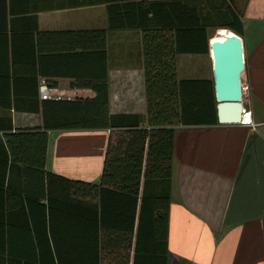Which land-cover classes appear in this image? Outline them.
<instances>
[{"label":"trees","instance_id":"16d2710c","mask_svg":"<svg viewBox=\"0 0 264 264\" xmlns=\"http://www.w3.org/2000/svg\"><path fill=\"white\" fill-rule=\"evenodd\" d=\"M98 4L105 6L106 28L51 31L57 57L104 59L108 31L139 30L145 113H110L104 79L75 86L90 89V97L21 105L40 112L41 129L10 131V117H0V146L8 154L0 156V197L10 187L5 166L26 159L45 179L27 186L26 199L34 204L28 192H40L48 208L17 227L0 215V264H167L174 127L217 124L211 78L178 79L176 57L208 55L209 28L241 35L243 10L235 0H38L20 11ZM79 129L107 131L96 181L44 169L46 132Z\"/></svg>","mask_w":264,"mask_h":264},{"label":"crops","instance_id":"0c3cea01","mask_svg":"<svg viewBox=\"0 0 264 264\" xmlns=\"http://www.w3.org/2000/svg\"><path fill=\"white\" fill-rule=\"evenodd\" d=\"M33 3L38 0H14V12H10L9 0H0V102L9 103L0 106V117H10V131L41 127L40 112L23 108L25 103L39 102L41 81L69 99L93 95L90 89L75 86L106 79L110 113L143 115L140 31H108L104 59L60 60L56 36L50 32L106 28L105 6L53 9L34 15L20 11ZM242 34L240 81L241 89H247L241 90V103L255 126L174 127L167 264H264V27L254 25L248 33L242 29ZM188 55L192 54L176 57L177 78H205L188 67L198 62ZM46 134L45 171L68 179H98L106 130H48ZM2 137L0 131V140ZM6 153L0 146V156L5 154L8 160ZM14 164L5 166L10 187L1 194L0 215H7L17 227L30 224V217L36 221L34 216L48 208L40 205L45 203L40 192H28L35 197L33 204L24 191L36 177L43 186L44 177L28 169L26 159Z\"/></svg>","mask_w":264,"mask_h":264},{"label":"water","instance_id":"95a60500","mask_svg":"<svg viewBox=\"0 0 264 264\" xmlns=\"http://www.w3.org/2000/svg\"><path fill=\"white\" fill-rule=\"evenodd\" d=\"M221 29L224 36L219 34ZM207 46L216 121L219 124L239 123L243 109L240 76L244 61L241 39L229 29L216 28Z\"/></svg>","mask_w":264,"mask_h":264},{"label":"rangeland","instance_id":"374dc122","mask_svg":"<svg viewBox=\"0 0 264 264\" xmlns=\"http://www.w3.org/2000/svg\"><path fill=\"white\" fill-rule=\"evenodd\" d=\"M235 3L238 5L240 9L243 10V15L241 17L242 18L241 20H242L244 32L248 33L251 26H254V25H260L261 27H264V20L259 21L261 18H264V0H235ZM248 24L250 28L247 27ZM207 31H208V35L210 38L214 35L216 29L209 28L207 29ZM219 34L224 36L225 33L223 29L220 30ZM242 36L243 34L239 35V37H242ZM192 55H188V56H191L194 61L198 60V62H193V64H189L188 67H193L194 71L196 72L195 74H197L198 77L204 76L205 78H210L211 61L209 58V54L203 55V56H199L197 54H192ZM198 66L199 68H197ZM244 89H247V86L246 87L242 86L241 90L244 91ZM247 126L252 128L249 125ZM168 264H171V263L169 262Z\"/></svg>","mask_w":264,"mask_h":264},{"label":"built area","instance_id":"2783aa9c","mask_svg":"<svg viewBox=\"0 0 264 264\" xmlns=\"http://www.w3.org/2000/svg\"><path fill=\"white\" fill-rule=\"evenodd\" d=\"M39 98L40 99H49V98L60 99V98H63V94L60 91H58L56 88L46 86L41 81L40 86H39ZM239 123L244 124V125H249L251 127L254 126V124L250 120L249 112L246 111L245 109H242L241 111V119Z\"/></svg>","mask_w":264,"mask_h":264}]
</instances>
